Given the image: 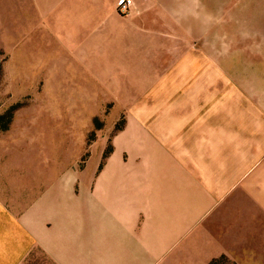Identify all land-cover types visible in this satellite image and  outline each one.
I'll use <instances>...</instances> for the list:
<instances>
[{
    "label": "crops",
    "instance_id": "1",
    "mask_svg": "<svg viewBox=\"0 0 264 264\" xmlns=\"http://www.w3.org/2000/svg\"><path fill=\"white\" fill-rule=\"evenodd\" d=\"M119 1L0 0L6 91L29 102L0 131V264H264L261 84L200 78L214 55L183 61L225 0H133L126 18ZM237 23V74L257 75L264 18ZM108 104L139 107L94 180V163L73 180L39 157L55 107Z\"/></svg>",
    "mask_w": 264,
    "mask_h": 264
},
{
    "label": "rangeland",
    "instance_id": "2",
    "mask_svg": "<svg viewBox=\"0 0 264 264\" xmlns=\"http://www.w3.org/2000/svg\"><path fill=\"white\" fill-rule=\"evenodd\" d=\"M241 1L242 0L223 1L221 7H224V9L218 13L219 16L216 18V22H213V26H210L212 22H205L207 25L205 24L203 27H197V29L201 31L203 29V32L202 34L200 32V35L193 37L192 41L186 44L184 50L186 53H184L183 61H190V58L194 56L191 54V51L198 52L204 56L214 55L215 59H212L214 64L210 67L213 69L215 68L216 74L201 75L199 77L215 83H238L241 78L245 77L247 80H251L256 76L257 81L261 84L258 92L262 96L264 102V52L263 56L260 54L262 58L254 59L258 61V67L256 68V71H258L257 75L248 74L247 76H243L237 74L240 70H244V62L239 59L238 53L239 33L237 22H258V20L261 19V15L264 18V0H245L247 9L241 12V17L236 16V21L231 28L229 37V27L226 26V22L224 21L227 19L228 13L236 8ZM4 11V8L0 7V19L3 18L8 20L9 17L3 13ZM242 13L246 15V21L242 20ZM118 14L124 18L130 17V15L122 16L119 12ZM14 25L15 22H8L7 28H3L5 33H0V38H4L7 42V38L13 37L14 34H11L10 30L13 31ZM249 37L250 36L247 34V39H249ZM2 45L3 43L0 41V47ZM5 58H8L6 57V50L1 49L0 64L3 67V74L0 82V119L2 117L6 118L8 111L13 107L19 106L13 113L12 123L9 128V130H11L16 114L18 111L27 107L29 102L24 99L14 104L12 102V96L7 93V86L4 78V65L2 64ZM228 67H230L231 74H227L226 72V74H218V71L222 72L223 70L221 69L223 68L227 71ZM170 77L175 80L176 76L168 75V78ZM213 93H216L218 99L223 97L220 91H215ZM235 93L237 94V92ZM138 101L141 102V99ZM140 102H136V104ZM138 107V105L129 107L114 106L113 104L85 108L78 106L70 108L63 106L55 107L52 116L53 122L48 124V131L53 133V135L46 140L40 139L38 147L39 157L46 154L47 149H49L50 153H52L49 156V164H53L56 171L69 164V173L73 180H78L82 172L85 169L88 171L94 163L93 166L94 169H96L93 170L92 174V180H94L95 173L98 171L96 168L98 164L102 163L103 167H105L107 163H110L109 158H111L114 152V147L112 145V141H114L113 138L116 137L121 130L125 129L129 115L135 113L134 110ZM41 112V107H34L32 115L34 121L39 125V131L43 132V115ZM7 120L6 118L4 122L0 123V126L3 127L7 123Z\"/></svg>",
    "mask_w": 264,
    "mask_h": 264
},
{
    "label": "built area",
    "instance_id": "3",
    "mask_svg": "<svg viewBox=\"0 0 264 264\" xmlns=\"http://www.w3.org/2000/svg\"><path fill=\"white\" fill-rule=\"evenodd\" d=\"M133 6H134L133 0H120L118 2V12L122 16H129Z\"/></svg>",
    "mask_w": 264,
    "mask_h": 264
},
{
    "label": "trees",
    "instance_id": "4",
    "mask_svg": "<svg viewBox=\"0 0 264 264\" xmlns=\"http://www.w3.org/2000/svg\"><path fill=\"white\" fill-rule=\"evenodd\" d=\"M1 77H2V68L0 66V82H1ZM18 107L19 106L13 107L10 111H8V113L6 115L7 116L6 118L8 119L7 120V123L3 127L0 126V131L5 132V131H8L9 130L10 125L12 123V119H13V113L18 109ZM6 118L5 117H2L0 119V123L4 122V120Z\"/></svg>",
    "mask_w": 264,
    "mask_h": 264
}]
</instances>
